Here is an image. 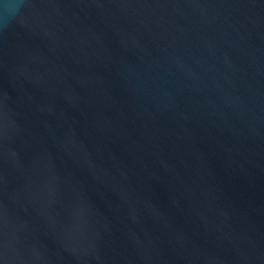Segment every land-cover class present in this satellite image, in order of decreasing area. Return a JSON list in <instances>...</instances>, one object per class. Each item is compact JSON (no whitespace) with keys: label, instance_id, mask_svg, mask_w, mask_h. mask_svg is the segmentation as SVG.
Here are the masks:
<instances>
[{"label":"water","instance_id":"water-1","mask_svg":"<svg viewBox=\"0 0 264 264\" xmlns=\"http://www.w3.org/2000/svg\"><path fill=\"white\" fill-rule=\"evenodd\" d=\"M0 264H264V0H0Z\"/></svg>","mask_w":264,"mask_h":264}]
</instances>
